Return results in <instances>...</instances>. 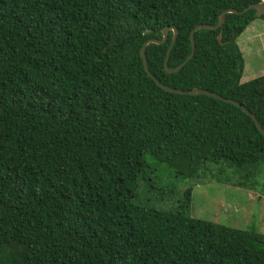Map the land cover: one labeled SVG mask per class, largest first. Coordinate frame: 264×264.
<instances>
[{
	"label": "trees",
	"instance_id": "16d2710c",
	"mask_svg": "<svg viewBox=\"0 0 264 264\" xmlns=\"http://www.w3.org/2000/svg\"><path fill=\"white\" fill-rule=\"evenodd\" d=\"M260 1L0 0V264H264L256 223L193 217L191 188L173 209L138 200L141 180L160 190L162 167L184 178L225 171L264 196L253 119L221 99L163 90L140 55L173 25V69L197 24L236 9L219 28L194 32L178 71L164 66L172 30L146 45L147 66L171 88L242 103L264 128V75L243 80L237 40L264 20L243 12Z\"/></svg>",
	"mask_w": 264,
	"mask_h": 264
},
{
	"label": "rangeland",
	"instance_id": "374dc122",
	"mask_svg": "<svg viewBox=\"0 0 264 264\" xmlns=\"http://www.w3.org/2000/svg\"><path fill=\"white\" fill-rule=\"evenodd\" d=\"M257 35H264L262 18H255L237 39L245 58L243 80L264 75V58H261L260 51L264 43H259ZM252 43L257 49L254 47L255 52L249 53L252 51L247 47ZM227 177L229 176L225 171L216 175V179L208 176L174 177L162 167L157 170L156 179L160 190L152 189V186L141 180L138 200L142 204L159 209H173L183 198L185 190L191 188L189 213L193 217L241 229H247L254 221L257 229L264 233V196L259 197L261 192L257 189L245 188V190L239 185L228 182ZM260 179L263 183L264 175ZM253 181L254 179L250 182Z\"/></svg>",
	"mask_w": 264,
	"mask_h": 264
},
{
	"label": "water",
	"instance_id": "95a60500",
	"mask_svg": "<svg viewBox=\"0 0 264 264\" xmlns=\"http://www.w3.org/2000/svg\"><path fill=\"white\" fill-rule=\"evenodd\" d=\"M249 9H255V12H254V15L256 17H260L261 15L264 14V0H261L260 2L258 3H252V4H249L244 10L243 12H246L247 10ZM237 13L238 11L234 8H228V9H225L223 10L219 15H218V22L216 24H197L189 33V38H190V46H191V52L190 54L185 58V60L183 62H181L178 66H176L175 68L173 69H170L167 67V60H168V55L171 51V48L177 38V34H178V30L175 26L173 25H170V26H166L162 29V38L161 39H156V38H149L147 40H145L141 46V49H140V55H141V58H142V63H143V67L145 69V71L147 72V74L154 80V82L160 87L162 88L163 90H166V91H169V92H173V93H177V94H204V95H208V96H211V97H214V98H217V99H221V100H224L226 102H229L231 104H234L238 107H240L246 114H248L252 119L253 121L255 122V125L256 127L258 128V130L260 131V133L263 135L264 137V128H262V126L260 125V123L258 122L256 116L249 110L247 109L242 103L234 100V99H231V98H226V97H223L221 95H219L218 93L216 92H213V91H209L207 89H203V88H198V87H194V88H191L189 90H182V89H178V88H171L163 83H161L159 80H157L149 71L148 69V66H147V60H146V56H145V47L148 43H164L167 39V34H168V31L169 30H172L173 31V35H172V38L169 42V45H168V48H167V51H166V56H165V60H164V66L166 68V70L170 73L172 72H176L178 71L188 60H190L194 54V50H195V40H194V32L198 29H216V28H219L224 20H225V14L226 13ZM218 39L221 38V32H219L218 36H217Z\"/></svg>",
	"mask_w": 264,
	"mask_h": 264
},
{
	"label": "crops",
	"instance_id": "0c3cea01",
	"mask_svg": "<svg viewBox=\"0 0 264 264\" xmlns=\"http://www.w3.org/2000/svg\"><path fill=\"white\" fill-rule=\"evenodd\" d=\"M259 36H260V35H257L256 38L259 37ZM258 41H259V43L261 42V40H260L259 38H258ZM263 43H264V41H263ZM263 47H264V46H263ZM260 51H261V55H263V50H260Z\"/></svg>",
	"mask_w": 264,
	"mask_h": 264
},
{
	"label": "clouds",
	"instance_id": "9594fccd",
	"mask_svg": "<svg viewBox=\"0 0 264 264\" xmlns=\"http://www.w3.org/2000/svg\"><path fill=\"white\" fill-rule=\"evenodd\" d=\"M262 41H264V40H262ZM262 41H261V42H262ZM262 50H263V55H262V56H264V47H263V49H262Z\"/></svg>",
	"mask_w": 264,
	"mask_h": 264
}]
</instances>
